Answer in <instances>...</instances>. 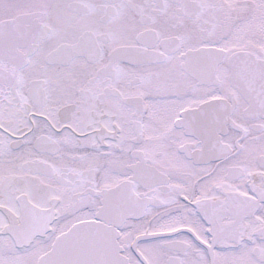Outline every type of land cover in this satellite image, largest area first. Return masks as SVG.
I'll return each mask as SVG.
<instances>
[{
    "label": "snow or ice",
    "instance_id": "1",
    "mask_svg": "<svg viewBox=\"0 0 264 264\" xmlns=\"http://www.w3.org/2000/svg\"><path fill=\"white\" fill-rule=\"evenodd\" d=\"M0 264H264V0H0Z\"/></svg>",
    "mask_w": 264,
    "mask_h": 264
}]
</instances>
